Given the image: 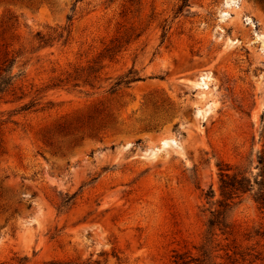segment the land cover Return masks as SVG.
Wrapping results in <instances>:
<instances>
[{"label":"rangeland","instance_id":"rangeland-1","mask_svg":"<svg viewBox=\"0 0 264 264\" xmlns=\"http://www.w3.org/2000/svg\"><path fill=\"white\" fill-rule=\"evenodd\" d=\"M180 4L0 0V264H264V0Z\"/></svg>","mask_w":264,"mask_h":264},{"label":"trees","instance_id":"trees-1","mask_svg":"<svg viewBox=\"0 0 264 264\" xmlns=\"http://www.w3.org/2000/svg\"><path fill=\"white\" fill-rule=\"evenodd\" d=\"M188 4V0H181V4L178 6V11L182 10V8L184 6H186ZM13 64H14V58H10L8 60H4L1 64H0V94L6 92L13 84L14 82V79L18 76H20L22 74V70L19 68L17 70L16 73H13L12 72V67H13ZM93 71V70H92ZM96 71V70H94ZM129 74H131L129 76ZM129 76V77H128ZM128 77V78H126ZM123 78H126V79H123ZM139 77L136 76L135 73H132L131 70L128 71L127 75L126 76H119L118 78H116V80L114 81V83L112 84L111 86V89L112 90H115V88L120 84V83H127L131 80H138ZM32 105V103H25L23 105H21V109H27L29 108L30 106ZM259 160V163H262V157L259 156L258 158ZM221 184H220V188L221 190H224L226 188H235V189H239V188H245L243 182L245 181V178H240V179H236L235 180V177H232L230 179V181H227V178H228V175L227 173H221ZM225 177V178H223ZM236 183H237V186H236ZM221 194L223 196L225 195H228L226 196V199L227 198H230L232 196H230L232 194V192L230 191H222ZM213 196V190L211 189V187L205 192V197H212ZM70 199V197H69ZM219 203V205H221V207L223 208L221 211H217L216 213H213L211 212V217L208 218L207 220V233L210 232L211 228L214 226V225H224V222H223V216L222 215L223 213L225 214V209H226V206H227V203H223L222 201L218 200L217 201ZM222 215V218L219 219L218 217L220 216L221 217ZM182 257L175 254L174 255V263L175 264H182L184 263V260H181Z\"/></svg>","mask_w":264,"mask_h":264},{"label":"bare ground","instance_id":"bare-ground-1","mask_svg":"<svg viewBox=\"0 0 264 264\" xmlns=\"http://www.w3.org/2000/svg\"><path fill=\"white\" fill-rule=\"evenodd\" d=\"M201 113V111L200 110H197V114H200ZM164 139H160V143H164V141H163Z\"/></svg>","mask_w":264,"mask_h":264}]
</instances>
